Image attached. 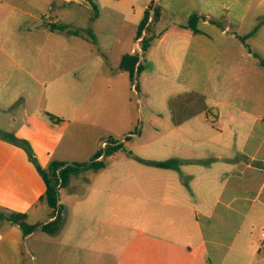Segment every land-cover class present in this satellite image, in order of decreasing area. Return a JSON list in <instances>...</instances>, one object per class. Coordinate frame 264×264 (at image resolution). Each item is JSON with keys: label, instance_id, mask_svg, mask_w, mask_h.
<instances>
[{"label": "crops", "instance_id": "crops-1", "mask_svg": "<svg viewBox=\"0 0 264 264\" xmlns=\"http://www.w3.org/2000/svg\"><path fill=\"white\" fill-rule=\"evenodd\" d=\"M138 1L0 0V216L26 214L38 226L26 235L0 217V264H264V55L248 46L264 30V0H141L135 11ZM152 2L162 16L142 76L169 78L158 84L172 98L160 111L150 108L158 146L137 143L131 77L119 69ZM47 12H54L49 21ZM125 133L133 141L125 168L150 174L126 181L128 199L148 204L145 227L105 228L119 209L120 168L112 161L72 177L59 192V229L42 231L56 216L42 200L40 169L89 162L103 150L98 143ZM83 142L88 161L77 154ZM140 159L180 164L164 169ZM78 202L92 204L81 217L94 228L66 223ZM104 204L107 217L96 209Z\"/></svg>", "mask_w": 264, "mask_h": 264}, {"label": "rangeland", "instance_id": "rangeland-1", "mask_svg": "<svg viewBox=\"0 0 264 264\" xmlns=\"http://www.w3.org/2000/svg\"><path fill=\"white\" fill-rule=\"evenodd\" d=\"M142 1L139 0L137 2V4H134V9L135 11L139 10L138 6H142ZM132 3H130V7H131ZM52 13L54 12H47V21L51 20V15H53ZM92 13V12H91ZM105 15H103V19L104 17H108L110 15L109 12H105ZM81 17L79 18V20H81L83 22V19L85 17V15H80ZM118 20L122 21V17H120ZM101 22V21H99ZM41 23V22H40ZM101 27V25H97V28ZM247 28V27H246ZM105 43H107V46L110 47L111 45H113V41L111 40V38H106ZM133 46H135V43L133 44ZM249 47H254L257 46L259 48V51H261L260 53H263L264 55V30H262L258 35H256L251 41H249L248 43ZM263 48H260V47ZM92 50H89L90 53H94V54H98V49L94 46L91 45ZM255 51V50H254ZM145 62V61H144ZM143 62V63H144ZM254 62L253 59H249L247 61L246 66L248 68L254 69L253 67V63ZM255 64V63H254ZM147 76V75H146ZM167 81H169V78L167 77H160L159 79H153V80H148V78H144L142 76V72H140L139 74L135 75V81L132 82L131 81V89L129 91V95H128V101L130 103L131 106V112L133 114V117L135 119V127L133 130V133L136 131L137 133H139L142 130V138L140 140H137L139 144L142 143H147L149 142L151 139V142H153L154 144L160 143L161 141L155 140L154 141V134L155 131L152 127V125H156L159 126V124L154 123V116H152V110L150 109L152 106H156L157 110L160 111V108L162 106H165L166 104H168L167 101H169L172 98H168L167 95L168 94L164 89L159 88V84L158 82H162V83H166ZM136 82H138V87L136 88ZM147 88L150 92L147 93L146 89ZM172 91L176 88L174 86H171ZM146 90V91H145ZM175 96V92L172 93ZM173 96V99H174ZM121 126L125 127V125L121 124L120 128H122ZM127 135V133L125 134H120V136L118 137V139L120 141H122L125 145H123V149L122 150H118V153L115 154L114 157H111V159L109 158L111 155H107L106 159L104 160L105 162V166L106 164H110V162L114 161V166L117 165V167L120 168V170H118V175L120 178V197H119V209H115L113 210L114 214H117V216L114 218V226H106L105 228H112V229H118V230H127V229H138V228H144L145 226L142 224V217L144 216L145 213V209L147 208V203L146 201L140 200V201H134L129 198V192L130 190L132 191L131 187H127L126 181L128 180H139V179H143V177L150 175V174H144L142 172H140L137 168V170L131 169V168H125V164L127 163V157H125L126 154H128L129 150H131L130 146H133V141H128L125 142L126 139H128L129 135ZM108 140V139H107ZM124 140V141H123ZM136 140V139H135ZM87 144L88 142H83L77 149V154L80 155L81 159H84L86 161L89 160V157H87ZM102 141L100 143H98V145H100L101 149L102 148ZM124 153V154H123ZM130 154V152H129ZM127 156V155H126ZM90 182L88 184L89 187L91 185L94 184L95 182V178H92L89 180ZM171 182V179H170ZM86 182H82V184H79L76 188V194L78 195L81 191V189L84 187ZM137 186V185H136ZM130 189V190H129ZM65 192V191H64ZM62 192L61 197L63 200H65L63 203H65L64 205H66V199H67V194ZM74 196H71L68 199H73ZM73 209L71 210V212L68 214L69 218L66 221V223L69 222V226L73 227L75 226L74 224H76V228H82V229H92L95 227V223L96 221H84L81 217V214H88V212H91L93 209L92 204L90 203H84V202H78L77 204L72 206ZM97 212L102 215V216H109V207L104 204V205H97ZM74 220V222H73ZM35 237H32L31 240H34ZM31 242V241H30ZM40 258L39 261L43 262L46 260V245L42 244L40 246Z\"/></svg>", "mask_w": 264, "mask_h": 264}, {"label": "trees", "instance_id": "trees-1", "mask_svg": "<svg viewBox=\"0 0 264 264\" xmlns=\"http://www.w3.org/2000/svg\"><path fill=\"white\" fill-rule=\"evenodd\" d=\"M93 12L96 15L98 13V6L93 3ZM152 13L151 21L149 22L150 15ZM162 16V9L158 5H155L152 2L147 10L144 12V16L140 24L138 25L136 39L142 36L143 31L145 32L142 41V55L138 54H127L123 57L119 69L121 71H127L130 74L131 81H135V75L139 74L143 70V62L146 53L151 49L154 45L156 39L159 34L157 32V25ZM198 21V17L196 15H192L189 18V27L193 29L194 32L197 30L194 27V23ZM53 29V27H52ZM256 31V30H255ZM255 31L247 34L246 36L241 37L243 41ZM264 66V63L261 62ZM138 87V82H136V88ZM49 117H53L51 114H48ZM18 143L27 146V143L24 141H20L15 139ZM108 141H116L114 138H109ZM28 147V146H27ZM123 147V142H120L118 139V144L115 146H108L105 149L97 152L89 162L79 163V162H71L66 163L62 161H51L47 168L40 169V173L42 175L44 184H45V194L42 197V200L46 202L49 208V216H56V219L48 224L42 225L40 229L45 232L55 233L63 220V209L59 204V192L61 188H64L71 180L72 177L78 176L80 173L86 170H95L99 171L105 167V162L103 160H98L101 155H111ZM141 160V159H140ZM142 162L164 169H172L176 168L180 161L176 159L166 160V161H149V160H141ZM2 219L7 220L11 223L17 224L23 230V232L27 235L35 231L38 226L31 225L28 223L27 215L22 213H8L0 216Z\"/></svg>", "mask_w": 264, "mask_h": 264}, {"label": "built area", "instance_id": "built-area-1", "mask_svg": "<svg viewBox=\"0 0 264 264\" xmlns=\"http://www.w3.org/2000/svg\"><path fill=\"white\" fill-rule=\"evenodd\" d=\"M151 18H152V13H151V15H150V18H149V22L151 21ZM144 34H145V32L143 31V33H142V36L140 37V38H138V39H136L135 40V46H134V48H133V50H132V53L133 54H138V55H142V53H143V51H142V48H141V41H142V38H143V36H144ZM124 141V140H123ZM120 142H122V141H120ZM118 144V140H116V141H113V142H111V141H108V140H104L103 142H102V148L103 149H105L106 147H108V146H115V145H117ZM101 157V156H100ZM99 159V158H98ZM261 247H262V249L264 250V242H263V244L261 245Z\"/></svg>", "mask_w": 264, "mask_h": 264}]
</instances>
